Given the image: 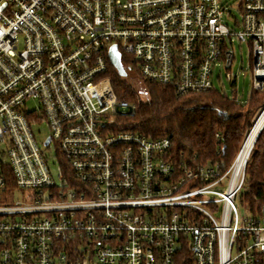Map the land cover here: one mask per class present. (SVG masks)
I'll list each match as a JSON object with an SVG mask.
<instances>
[{"label":"built area","instance_id":"2783aa9c","mask_svg":"<svg viewBox=\"0 0 264 264\" xmlns=\"http://www.w3.org/2000/svg\"><path fill=\"white\" fill-rule=\"evenodd\" d=\"M236 7L238 32L220 0H0V264H264V206L238 209L264 108L226 170L176 171L171 134L117 130L136 106L107 76L115 45L141 79L207 92L239 40L263 90L264 0Z\"/></svg>","mask_w":264,"mask_h":264},{"label":"trees","instance_id":"16d2710c","mask_svg":"<svg viewBox=\"0 0 264 264\" xmlns=\"http://www.w3.org/2000/svg\"><path fill=\"white\" fill-rule=\"evenodd\" d=\"M120 54L121 64L128 70L127 77H120L111 64L107 76L116 99L136 108L131 115L117 119L120 124L117 130L138 133L152 140L171 134L168 160L176 171L185 163L190 166L219 163L226 170L251 128L253 115L264 106V89L253 90L243 105L213 89L177 95L170 86L141 79L132 71L128 56L122 51ZM133 79L141 81L145 100L129 82ZM216 134L221 141L215 138ZM238 199L252 216L258 215L264 206V128L250 152L244 189ZM181 254L188 256L190 252Z\"/></svg>","mask_w":264,"mask_h":264},{"label":"rangeland","instance_id":"374dc122","mask_svg":"<svg viewBox=\"0 0 264 264\" xmlns=\"http://www.w3.org/2000/svg\"><path fill=\"white\" fill-rule=\"evenodd\" d=\"M237 1L238 0H220V5L222 6V8H226L227 11L224 15V23L227 27H229L235 32L239 31V27L235 24V22H240L241 20V13L236 7ZM232 48L234 51V60L232 67L228 71L224 70V68L221 67H216L214 69L212 76V88L213 90L225 95L229 100H234L237 104L243 105L248 102L250 95L253 91L251 84L252 63L250 57V46L248 42L234 40ZM227 73H230L232 75L231 80H228L226 78ZM129 82L132 83L133 87L138 92L140 98L142 100H145L146 94L141 81L133 79L129 80ZM25 108L28 112H33L37 110L38 103L33 100H28L25 104ZM263 108L264 106L258 109L253 115L251 119V128L257 121ZM250 130L247 131L245 137ZM34 131L37 135L38 141L40 142H43L49 134L48 128L44 122H40L38 125H34ZM245 137L243 141L245 140ZM50 157L51 158L49 159V161L50 164L53 166V154H50ZM15 198L17 197L15 196ZM238 209L240 219L249 215V213L246 211V208L242 207L240 203L238 205Z\"/></svg>","mask_w":264,"mask_h":264},{"label":"water","instance_id":"95a60500","mask_svg":"<svg viewBox=\"0 0 264 264\" xmlns=\"http://www.w3.org/2000/svg\"><path fill=\"white\" fill-rule=\"evenodd\" d=\"M108 59L111 66L116 70L117 74L120 77H126L127 73L121 64V55L115 45L109 48Z\"/></svg>","mask_w":264,"mask_h":264},{"label":"bare ground","instance_id":"6f19581e","mask_svg":"<svg viewBox=\"0 0 264 264\" xmlns=\"http://www.w3.org/2000/svg\"><path fill=\"white\" fill-rule=\"evenodd\" d=\"M258 129L255 131V132H253L251 135H250V139L252 140V142L254 141V139H255V137H256V134L258 133Z\"/></svg>","mask_w":264,"mask_h":264}]
</instances>
